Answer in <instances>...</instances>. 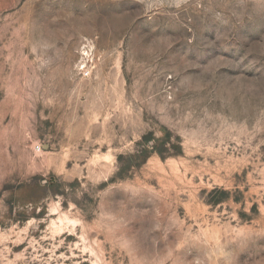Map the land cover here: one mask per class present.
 <instances>
[{
  "label": "rangeland",
  "instance_id": "1",
  "mask_svg": "<svg viewBox=\"0 0 264 264\" xmlns=\"http://www.w3.org/2000/svg\"><path fill=\"white\" fill-rule=\"evenodd\" d=\"M0 264H264V0H0Z\"/></svg>",
  "mask_w": 264,
  "mask_h": 264
},
{
  "label": "built area",
  "instance_id": "2",
  "mask_svg": "<svg viewBox=\"0 0 264 264\" xmlns=\"http://www.w3.org/2000/svg\"><path fill=\"white\" fill-rule=\"evenodd\" d=\"M84 76L86 77V76H88V74H84Z\"/></svg>",
  "mask_w": 264,
  "mask_h": 264
}]
</instances>
